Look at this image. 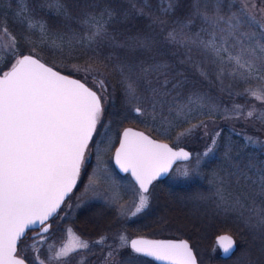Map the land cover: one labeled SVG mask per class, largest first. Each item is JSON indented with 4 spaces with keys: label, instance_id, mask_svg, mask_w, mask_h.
<instances>
[{
    "label": "snow or ice",
    "instance_id": "snow-or-ice-1",
    "mask_svg": "<svg viewBox=\"0 0 264 264\" xmlns=\"http://www.w3.org/2000/svg\"><path fill=\"white\" fill-rule=\"evenodd\" d=\"M55 2L67 15L62 0ZM52 3L53 0H45L41 6ZM174 4L175 0H168L163 9L165 16L174 11ZM140 14H144L143 9ZM113 17L114 11L105 9L100 17L84 18L89 43L116 41V36L108 32ZM151 20L153 25L166 23L161 16ZM27 27L35 25L29 22ZM39 28L44 34L45 26L41 24ZM0 31L10 41H0V68L5 62L8 64L7 70L0 71V264H28L23 255H18V244L26 233L32 232V242L25 250L39 251L38 246L43 245L45 234L52 227L49 221L57 217L62 206H67L66 200L80 181L90 146L95 148L96 141L107 136L109 122L103 117L109 85L103 73L94 74L91 66L83 68L85 79L87 74H93V86L89 87L32 55H22L18 41L7 28ZM166 41L184 50L180 63L191 66L203 81L232 98L250 97L264 104V0H192L190 11L167 32ZM155 42L154 35L138 34L127 38L123 45H116L132 55L119 66L121 83L131 105L126 118L155 122L159 116L163 127L165 112L175 113L176 119H187L193 110L207 107L205 115L211 116L216 109L207 105V94L191 91L186 95L188 78L149 55ZM229 117L251 120L253 126L264 125V108L233 103L231 109H225V118ZM119 137L115 163L134 178L135 199L132 209H125L117 194L110 196L109 202L117 206L120 215L131 212L136 216L148 207L153 182L168 173L175 160L190 159V153L176 151L132 128L123 129ZM245 139L250 145L264 143L252 136ZM212 151L209 148L204 155ZM232 175L237 185L243 184V189L234 194L219 185L217 207L244 222L261 241L260 251L264 255V164H236ZM96 183L95 178L90 180L86 191L97 192ZM112 191L115 193V189ZM67 235L69 241L59 250L54 251V245L48 248L52 253L49 264H72L71 257L92 247L70 229ZM113 239L120 241V247H130L135 254L165 264H197L187 241L141 238L129 243L122 234ZM107 241L108 236L103 235L93 244L111 248ZM217 245L225 255L235 249L234 239L227 235L219 237ZM113 251L114 248L108 251L106 259L112 257ZM33 259L37 264H45L36 256Z\"/></svg>",
    "mask_w": 264,
    "mask_h": 264
},
{
    "label": "trees",
    "instance_id": "trees-1",
    "mask_svg": "<svg viewBox=\"0 0 264 264\" xmlns=\"http://www.w3.org/2000/svg\"><path fill=\"white\" fill-rule=\"evenodd\" d=\"M12 3L22 5V10L13 8ZM62 3L67 9V15L62 14L57 8L55 0L51 6L44 7L41 5L45 4V0H0V28L6 27L13 34L19 43L20 54L36 55L55 69L75 76L91 87L92 76L87 74L85 79L83 68L91 66L95 69L94 74L103 73V78L109 85L106 94L110 100L106 104L104 116L111 123L120 122L121 127H137L155 139L172 146L174 144L187 146L195 153L203 147H208L205 144L215 140V144L212 143L214 155L205 158L198 170L181 177L169 175L153 184L149 206L139 214V219L127 224L128 230L133 235L186 238L201 264H264L259 238L254 235L247 236L242 231L243 223L239 219L236 220L229 214L222 215L213 205L215 201H206L202 196L212 189L209 184L211 172L214 173L216 170L219 172L221 169L219 166L223 163L227 168L231 166L233 168L235 163L232 159H236L234 155L238 152H242L240 155L242 160L238 162L240 165H245L249 161L259 165L258 159L263 156L249 145L245 146L243 135L226 122L228 118L224 117L225 111L220 106L230 105L234 98L203 81L191 66L181 64L184 50L166 41L167 32L190 11L192 0H175L174 11L166 16L163 9L167 6L168 0H62ZM105 9L114 11V17L108 23V32L116 36V41L100 40L98 43H89L87 37L90 33L88 26L83 22L84 18L87 15L100 17ZM140 9L144 10L143 15L140 14ZM154 16H161L166 23L162 26L153 25L151 18ZM29 22L35 27L28 28ZM42 23L46 25L44 34L39 28ZM193 28L196 26L193 25ZM138 34L155 36L154 50L149 55L160 63L170 64L173 70L180 71L188 78L186 95L191 91L207 94V105L216 109L211 116L205 115L209 110L206 107L193 110L187 119L184 117L176 119L175 113L169 115L165 112L163 127L159 116L155 122L145 118L119 120L123 110L121 108L125 103L119 66L126 58L131 59L132 55L126 48L116 45H123L127 38ZM111 95L115 96L113 102ZM211 119L219 122L212 133L207 124ZM194 125L200 127H193ZM188 129L192 131L188 132ZM185 132L187 133L184 134ZM255 151L260 156H256ZM226 155H229V158L233 155L230 158L232 161L227 159ZM93 207L96 216H89ZM105 211L108 212L99 205H91L78 212L72 220V226L90 240L108 235L110 234L108 229L102 231V228H99V223L102 222L99 220ZM223 232L232 234L238 243L236 253L228 260L220 257L215 242V237ZM94 254V251L87 254L88 263H92L91 257ZM115 255L113 264H158L150 258L133 253L129 247L122 248Z\"/></svg>",
    "mask_w": 264,
    "mask_h": 264
},
{
    "label": "rangeland",
    "instance_id": "rangeland-1",
    "mask_svg": "<svg viewBox=\"0 0 264 264\" xmlns=\"http://www.w3.org/2000/svg\"><path fill=\"white\" fill-rule=\"evenodd\" d=\"M233 2H235V0H233ZM12 7L13 8L17 7V9H19L23 6L18 5V3H15V5L13 4ZM21 10H22V8H21ZM42 24L45 26V29H46V25L44 23H42ZM8 33L11 34V36H13V34L10 33L9 31H8ZM51 38L56 39L55 37H51ZM59 40L64 41V39H59ZM0 41H2L4 43L10 42L9 36L7 34H5L3 31H0ZM52 47H54V46H52ZM34 56H36V55H34ZM40 60H42V59H40ZM7 69H8V64H7V62H5L3 67L0 68V71L7 70ZM88 75L92 76L93 74H88ZM105 95H107V94H105ZM111 96H112L111 98H112V102H113L115 100V98H114L115 96H113V95H111ZM107 97H108V95H107ZM124 101H125L124 106L121 108V110L122 109L123 110L121 111V115L119 117L120 121L122 119H127L126 117L128 116L129 109L131 107V105H129L127 102L126 95H125ZM108 102H110L109 98L105 102L104 109L106 108V104ZM233 103L244 105L245 108L249 107L251 104H255L257 108H264V104H261L260 102H257L253 98H250V97H235L233 99V101H231L230 105L220 106V107L222 108V110L225 111V109H231ZM216 107H217V105H216ZM128 119L137 120L139 118H136V119L128 118ZM103 120H106L105 116L103 117ZM106 121L109 122V129L107 130V136H102L100 140L96 141V147L95 148L91 147L89 149L90 151L93 150V152L95 154L94 162L92 165L91 175L89 177L90 179L88 180L87 177L84 178L85 176H83V178H82V176H81L80 181H79V188L75 191L73 196L70 198L69 202L66 204L67 206H64L62 213L57 218V221L54 223L51 231L45 235L47 237V239L44 241L43 245L38 246L39 247L38 252L33 253L31 251V249L25 250L27 244L32 242V238H30L29 240H27L24 243L23 249H24L25 253L22 252V254L25 257H28L27 259L30 260L31 264H37L36 260L33 259V256L38 257V259L44 260L45 264H49L48 257L52 253H50L48 251V248L50 246L54 245V251H55V250H59V248L63 244H66L70 239V237L67 235V231L69 229L72 231V233L78 235L82 239L88 240L90 245L92 246L89 250L82 251L80 253L75 254L73 257H71L72 264H81V261L83 262V264H113L115 261V258H116L115 254L118 251H120L122 248H124V247H120V241L114 240L113 237L116 234H122V235L126 236L128 241H129L132 237L139 235V234L133 235L132 232L130 230H128V228H127L128 223H130L134 219H136V220L139 219V214L136 216H132L131 212H128L127 216H122L119 214V212L117 210V206L109 202V197L114 195V194H117L121 198V201L124 205V208L125 209H132L133 201L135 199L132 188H133V186H135V183L128 176L118 174L115 171V168H114L113 163H112L113 150L116 147L115 144L118 141L119 133L121 132V130L124 127H121L120 122H118V124H116V123L113 124L108 119ZM226 122L229 123V125L232 128H234L235 130H237L241 135H243L244 140H245V146L249 145L252 149L254 148L259 154H261V156H263V157H261V159H258V163H259V165L264 164V143L257 144V145H250V144H248V142L245 139V136H252V137L258 138L260 141L264 142V125L256 123V125L253 126V121H251V120L245 121L243 118L237 120V119H233L231 117H229L226 120ZM218 123H219L218 121L214 122L212 119L208 121L207 124L209 125L210 133H212L214 131V129L216 127H218V125H219ZM98 131H99V128H98ZM186 133L187 132H185L184 134H186ZM182 136H184V135H182ZM180 138H184V137L180 136ZM95 139L96 138L94 137V140ZM212 145H213L212 142L209 144H205V146H208V147H203V149H201L200 151H197L196 153L194 151H192L191 149H189V147L186 146L189 150H191V152L193 154L192 159L188 162H179V163L175 164L173 169L171 170L170 175L174 176V177H181V176H185V174H184L185 172L187 173V175H189L192 171L198 170L201 167L200 165H202L203 162L206 160L205 158H207L208 156L211 157L214 155L215 149H213L212 152L208 153V155H204V153H206L209 148H212ZM173 146L174 147H180L181 145L174 144ZM90 151L86 157V161H85V165H84L85 169L88 166L87 161L91 155ZM256 151L254 154H256V156H260V155H258V153H256ZM240 155H242V152H238L237 155H234L236 157V159H232V160H234L233 162L235 163V165L238 164V162L242 160L240 158ZM226 158L230 160L229 155H226ZM232 160H230V161H232ZM244 160H246V159L244 158ZM245 164H247V163H245ZM219 167L221 168L219 170V172L217 170L214 173L211 172V175L209 177V184H210V187L212 189L209 192H207L206 194L202 195L204 200H206V201H208V200L215 201L216 203L213 202L214 203L213 205L216 208H218L217 207V199H218L217 188L219 185L223 184L224 188H226L228 191H230L234 194L240 192L243 189V184L241 183L240 185H237L235 183L236 178L232 175V173L235 171V166H233V168H232V166L227 168L225 163H223ZM93 178H95L97 180V183L95 185V187L97 188V192L86 191V189H88V187H89V181L92 180ZM113 189H115V193H113V191H112ZM152 190H153V185L150 188L151 197L149 200V204H150L151 198H152ZM94 201H97V203H95V205H99L104 210L108 211V212L105 211V213L101 216V218L99 220V221H102L101 223H99L100 224L99 228H102V231H106L108 229V231L110 232V234L107 235L108 236L107 245H111V248L115 249V251L112 252V257L108 258V259H106L107 253H108V251L111 250V248H109L107 246H104L103 248H101L99 246L94 245L93 242L95 240H97L98 238H95L93 240L87 239V238L83 237L80 230L78 231L75 227L72 226V220L75 219L78 212L87 208V205L92 204V202H94ZM98 202H100V203H98ZM149 204H148V206H149ZM91 212L92 213H90L89 216H96L95 207H93V210ZM221 213H222V215H228L229 214V215L233 216L234 218H236V215L234 213H223V212H221ZM236 220H238V219L236 218ZM239 221H241L243 223V227H242L243 230L242 231L245 232L247 236H249V235L253 236V232L251 230H249L248 227L245 226L244 222L240 219H239ZM117 225H118V227H117ZM136 227L139 228L138 225ZM154 238H161V237H154ZM166 238H171V237H166ZM236 242H237V240H236ZM216 246H217V244H216ZM237 248H238V243H237ZM91 251H94L95 254H94V256L91 257L92 263H88L89 257H87V254ZM199 264H201L200 261H199Z\"/></svg>",
    "mask_w": 264,
    "mask_h": 264
},
{
    "label": "water",
    "instance_id": "water-1",
    "mask_svg": "<svg viewBox=\"0 0 264 264\" xmlns=\"http://www.w3.org/2000/svg\"><path fill=\"white\" fill-rule=\"evenodd\" d=\"M24 55H32V54H24ZM32 56H34V55H32ZM35 58H37V59H39L38 57H36V56H34ZM40 60V59H39ZM42 63H45V62H43L42 60H40ZM47 66H49V67H52V66H50V65H48L47 63H45ZM53 68V67H52ZM54 70H56V71H58L57 69H55V68H53ZM60 72V71H59ZM61 74H63V75H67V76H69L70 78H74V79H79V78H77V77H74V76H72V75H69V74H66V73H63V72H60ZM80 80V79H79ZM82 81V80H81ZM82 82H84V81H82ZM125 128H132L134 131H139V132H143L145 135H148L150 138H152V139H155V138H153L151 135H149L148 133H146L145 131H143L142 129H139V128H136V127H133V126H126V127H124L123 129H125ZM123 131V130H122ZM121 131V132H122ZM120 139V138H119ZM155 140H157L158 142H161V143H167V142H164V141H161V140H158V139H155ZM170 147H172L169 143H167ZM119 147V142H118V144H117V146H116V148H115V150L117 149ZM174 150H176V151H179V150H181V149H183L184 151H187V152H189L190 153V159H188V160H184V159H177V160H175L174 162H173V164H172V166H171V168H170V170H169V172L168 173H166V174H164V175H162L159 179H163L164 177H166L169 173H170V171L172 170V168L174 167V165L177 163V162H188V161H190L191 159H192V157H193V154H192V152H191V150H189L188 148H186V147H184V146H181V147H172ZM114 153H115V151H114ZM114 153H113V164H114V166H115V168L118 170V172H120V173H122V174H125L120 168H119V166L115 163V159H114ZM134 179V178H133ZM225 235H227V236H230V237H232L233 239H234V241H235V249H234V251L233 252H231L230 254H228V255H225L224 253H223V251H222V249L217 245V247H218V249H219V251H220V257L222 258V259H224V260H228V259H230L233 255H234V253L236 252V250H237V242H236V239H235V237L233 236V235H231L230 233H226V232H223V233H220V234H218L216 237H215V241H216V244H217V240H218V238L219 237H221V236H225ZM149 239V240H166V241H175V242H179V241H187L188 243H189V245L191 246V248L193 249V247H192V245H191V243H190V241L188 240V239H186V238H154V237H148V236H145V235H136V236H134V237H132L130 240H129V243L131 242V240H134V239ZM131 249V248H130ZM193 252H194V254L196 255V253H195V251H194V249H193ZM144 257H147V256H144ZM147 258H150V259H152V260H154L156 263H158V264H165V262H163V261H157V260H155L154 258H152V257H147ZM196 258H197V255H196ZM197 264H199V261H198V258H197Z\"/></svg>",
    "mask_w": 264,
    "mask_h": 264
},
{
    "label": "flooded vegetation",
    "instance_id": "flooded-vegetation-1",
    "mask_svg": "<svg viewBox=\"0 0 264 264\" xmlns=\"http://www.w3.org/2000/svg\"><path fill=\"white\" fill-rule=\"evenodd\" d=\"M87 85H88V84H87ZM88 86H89V85H88ZM89 87H91V86H89ZM119 138H120V137H119ZM119 138H118L117 144H118V142H119ZM116 146H117V145H116ZM171 146H172V145H171ZM172 147H174V146H172ZM90 148H91V146H90ZM175 148H176V147H175ZM91 150H92V149H91ZM89 151H90V150H89ZM114 151H115V149L113 150V153H114ZM90 154H91V155H90V158H89L88 161H87V165H88V166L86 167V169H85V168L82 169V173H81L82 178H83V176H85L84 178L87 177L88 180L90 179L89 177H90V175H91L92 165H93V162H94V156H95L93 150L90 151ZM112 163H113V155H112ZM177 163H179V162H177ZM177 163H176V164H177ZM113 166H114V164H113ZM114 168H115V166H114ZM115 171H116L118 174H120V175L128 176V177L131 178V179L133 180V182L135 183L133 177H132L130 174H128V173L122 174V173L118 172V170H117L116 168H115ZM170 173H171V172H170ZM170 173H169L166 177H168V176L170 175ZM166 177H164L163 179H165ZM80 178H81V177H80ZM158 180H161V179H158ZM158 180H156V181H158ZM156 181H154L153 184H154ZM153 184H152V185H153ZM152 185H151V186H152ZM78 188H79V182H78V184H77L76 189H74L73 193L71 194V196L66 200L65 204H67V203L69 202L70 198L73 196V194L75 193V191H76ZM150 188H151V187H150ZM95 203H97V201L92 202V204L87 205V207H89V206H91V205L94 206ZM98 203H100V202H98ZM63 209H64V206H62L61 211H60V213H58L57 217H53V218L49 221V223L52 225L51 229L53 228L54 223L57 221V218L60 216V214L62 213ZM51 229H50V231H51ZM50 231H49V232H50ZM47 234H48V233H47ZM33 235H34V233H32V232H28V233H26V238H25L24 240H22L20 244H18V255H23L22 252L25 253V251H24V249H23L24 243H25L27 240H29L30 238H32ZM45 235H46V234H45ZM23 256H24V255H23ZM24 258L26 259V261L28 262V264H31L30 260L27 259L28 257H25V256H24Z\"/></svg>",
    "mask_w": 264,
    "mask_h": 264
}]
</instances>
